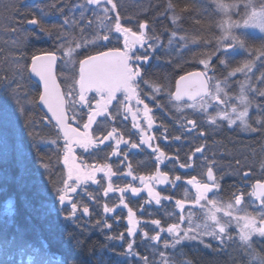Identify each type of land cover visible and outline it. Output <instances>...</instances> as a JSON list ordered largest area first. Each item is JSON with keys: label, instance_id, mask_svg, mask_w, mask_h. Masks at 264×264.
Returning a JSON list of instances; mask_svg holds the SVG:
<instances>
[{"label": "snow or ice", "instance_id": "1", "mask_svg": "<svg viewBox=\"0 0 264 264\" xmlns=\"http://www.w3.org/2000/svg\"><path fill=\"white\" fill-rule=\"evenodd\" d=\"M111 5V8L107 7ZM55 7V4L52 5ZM88 6H92L91 9ZM171 7V5H170ZM216 7L219 11L223 12L226 19L220 24V29L222 35L220 37L221 42L225 40H230V44L223 46V51L226 54L229 48L234 47L239 44L240 47H244V40L240 35L234 34L233 29L235 28H253L258 29L261 33H264V4L261 5L259 9L252 5L251 0L244 5L245 9L251 8L250 12H246L244 19L242 21H233L229 13L237 5H230L223 2V0H216ZM76 8L80 9V16L84 18L85 12L92 10H99V13L103 15H97V19L101 22L102 27L107 29L101 33H97L91 43L95 44L99 40L110 41L111 32L119 33L123 37L124 48L121 50L119 48L110 49L109 51H101L95 55H87L86 58L78 59L79 65V77L74 78V85L79 86L78 94L75 93V88L72 89L71 95V108L72 114L75 119L80 120L83 116V109H88L87 111V122L83 123V131H79L75 127H70L67 123L68 116L66 115V99L65 96L60 91V85L56 82L55 68L57 66L58 59L63 57L71 58L66 61L75 65L77 63V58L81 53L77 52V49L87 47L88 41L82 43H76L75 48L68 47L65 49L64 45H60V50L63 52V57H58L56 52H47L41 55H34L31 60L28 70L31 74L39 78V82L42 85L43 91L39 93V102L47 109L48 113L56 122L60 133L63 134L64 138V156L63 162L67 167V179L61 181L62 187L56 185L55 187V197L60 205L59 211L63 213V218L65 220H75L77 218V213L82 212L84 216L90 215V210L87 205H80L77 201L69 195V193H78L79 185L86 184L91 181L92 184L100 183L97 179V173L102 172L104 178L108 180L107 188L104 189V195L107 197L109 192L119 191L121 193L119 197V204L117 206H123L128 210V223L129 227L127 229L128 236L132 237L137 232V225L140 221L135 218L134 210L129 207L126 202L123 193L130 191L133 196H137L142 190L148 192L150 200H155L156 204H160L162 199L169 200V196H161L160 192L155 191L152 187L151 182H156L158 184H173L180 181L182 178L180 175H176L174 180H170L167 173L162 172L157 166V171L152 176H140L139 180L141 184L144 185V189L139 187H133L131 184H126L124 187H114L112 182V177L117 175L110 163L101 164L99 167L92 166V170L88 171L87 166H84L83 171L76 168L75 165L68 167V161L71 158L75 160L76 157L72 155L74 146H79L84 149V151H89L98 147V144H103L104 141L115 140V147L113 148V155H120L121 152L127 156V152L120 148L121 144L129 145L131 149H136L139 145H147L152 148L153 153L156 155V159L159 163H163L167 159L165 153L158 147H152L149 143L153 137L146 136L143 129H141L140 124L137 121V115L142 111L144 120L146 121L148 128L151 129L153 126V117L150 115L152 109L147 103L141 98V81H143L142 67L140 64L147 63L149 60L148 49L144 52L137 54V45L140 48H144L146 44H149L148 36L145 33L147 28L146 23L139 24V32L133 31L129 27H122L120 23L119 15L115 18V23L112 27L103 24L104 20L109 19L110 12H116L117 6L113 3V0H85L84 3H77ZM67 19L65 23H67ZM175 23V18L173 19ZM29 25H43V20L33 17L27 20ZM41 30H45L41 27ZM181 39H184L181 37ZM172 41H169L171 44ZM219 51V46L217 48ZM75 54V55H74ZM215 55V52L209 53L207 59H201L199 63L203 65V71H193L188 72L186 75H181L176 81L175 92H170L169 96L171 100L177 102V110L182 111L183 108H191L197 111L207 112L208 107H210L205 97L210 100H215L216 103H226L228 99L227 93L224 88L221 87L219 83L215 86V92L210 88V80L212 77L209 75L210 61L211 57ZM251 55V53H250ZM264 57V46L258 50L257 59ZM221 64H225V59L220 60ZM17 64L19 62L17 61ZM252 72V62H245L243 67L237 68L234 72L229 73L230 76H234L236 72ZM194 78V79H190ZM261 81L264 82V74L261 76ZM183 82V86H182ZM144 83H148L144 81ZM152 87V93L149 98L154 99L155 95H158L162 89L159 85H150ZM247 82L241 85L240 94L236 99V103L230 106V111L227 110H217L215 115L208 117L207 122L209 124H216L217 120L227 121L229 127L237 124L245 130L256 131L257 129L252 127L249 123V108L251 107L252 101L246 91ZM256 92L257 89H252ZM90 92H95L99 99L95 97H89L87 94ZM117 93H121L122 96H117ZM221 93H224V99L221 100ZM258 94L264 96V90H259ZM6 95H9L6 93ZM78 95V103H77ZM9 98L14 100L16 104L20 105L19 93L16 90H12ZM190 101L181 105V101ZM95 101V103H93ZM113 101H116V105H113ZM132 101L135 102L137 106L143 105L141 110L139 107L135 111L128 106ZM125 102H128L126 104ZM110 108H115L116 113L113 114ZM123 109L124 112L130 114L133 120V127L140 132L139 145L135 142H131L124 138L122 134H118L117 128L112 127L110 131H107L106 135L102 134L100 129L101 123L104 121L98 120L97 117H106L108 120H115L116 115L119 114L120 110ZM18 115L24 114V108L22 106L18 107ZM127 118V116H125ZM189 124H194V121L189 119ZM258 124L264 126V119L257 121ZM96 125V128H93ZM25 127L29 129V135H32V125L31 122H26ZM97 133H100L98 135ZM203 135V133H201ZM102 136V138H101ZM179 139V137H176ZM50 143L56 144L58 141L53 140ZM111 146V145H109ZM197 151H200L197 148ZM41 165L47 172L50 165L41 160ZM190 166V165H187ZM181 168L186 167L184 164H180ZM126 175L132 176L133 180L137 177L131 172V167L129 166V171ZM247 176V173H245ZM207 180L208 182H203L197 180L195 176L186 181L187 184L193 186L195 189V197L192 201L193 206H199L202 209L204 205H201V201L207 202V209L204 211V222L202 224H194L191 215L185 217L183 211L187 202V192L185 194V199H176L175 205L181 211L179 217L180 222L187 221V227L182 228L181 223H170L165 229L161 225L159 219H152L151 224L155 225L159 229L155 235L150 237L153 241L161 240V233L167 232L171 237V243L168 240L164 241V247H173L180 245L185 241H198L204 244V237H208L212 240L218 241L220 244H224L225 240H232V236L229 233L231 227H235L238 233V239L241 245H246L251 247V241L253 236L264 237V182L257 181L252 186V191L248 193L249 196L254 197L255 200L260 202V211L256 214L247 212L246 210L237 207L242 205L243 194L235 195V203H223L215 198H209L208 194L213 192L214 189L219 187L214 175L213 169L211 167L207 170ZM69 181H74V183H69ZM215 195V194H214ZM94 199V197H90ZM114 207H110L107 203L104 204L103 211L105 214H111L115 212ZM223 214V217L230 218L227 220H222L218 215ZM98 224H103L105 228L111 229L112 225L105 221H97ZM145 238H149L148 232H144ZM109 239H120L123 240L124 236L121 233L118 237H108ZM15 246V237H10L4 241L2 245L4 260L2 264H10L13 258V248ZM207 247L208 245L205 244ZM133 244L128 243L127 253L129 255L133 253ZM25 252L28 253V264H50L48 258V253L46 250L40 247L25 246L17 250V253L23 255ZM163 257L164 254L161 253ZM144 259V264H147V258ZM258 264H264V257H257ZM17 264H23V261H17ZM166 264V261H165Z\"/></svg>", "mask_w": 264, "mask_h": 264}, {"label": "trees", "instance_id": "2", "mask_svg": "<svg viewBox=\"0 0 264 264\" xmlns=\"http://www.w3.org/2000/svg\"><path fill=\"white\" fill-rule=\"evenodd\" d=\"M237 1L242 2L244 0ZM226 2L228 4H233L231 1ZM77 3H84V0H41L34 4H29L26 0H0V54L3 55L0 56V88L5 86L8 87L6 92L0 91V136H6L4 131L10 128V131L12 130V133L15 135L21 132V139H26V143L29 144V142H31V140L29 141L31 136H26L27 133L29 134V129L25 127L26 122H31V131L35 130L34 132L37 133V135H39L42 130H46L47 132L53 129L52 124H48V127L45 126V117L37 107L40 91L37 85L28 77V66L34 52L43 50L50 51L55 48L60 49V47H54L55 39L50 40L49 36L42 38L33 32L34 28L29 29L27 27V20L33 17L37 19L42 18L44 22L43 25H37V27H43L45 29L43 30L44 32L51 31L54 23L59 21L58 23L64 24V30L67 34H73L71 36L72 42L74 41L73 45L83 42L82 37L77 34V20L80 17V9L76 8ZM113 3L117 6L122 25L125 27H132L133 29L137 28L138 19L136 20V13L134 12L136 8L142 11V16L145 18L143 22L150 23V25L153 26H166L167 23H173L170 21H173L175 18V22L182 26L181 28L179 27V31L184 29L204 36L210 28L213 29L214 32H218L219 29L217 23L220 22V20L217 18V15L214 14L217 11V8H215L216 0H113ZM53 4H55V7L52 6ZM47 19L51 21L48 22L46 21ZM66 19L68 21L67 23H65ZM88 22L96 24V19ZM79 23L83 28L86 25L85 20ZM69 24L73 25L75 29H72V26ZM55 25L58 24L56 23ZM163 33L162 31H156L154 35L156 36V34ZM162 39L164 41L165 37L163 36ZM252 40H255V38H245V46L253 51H258L260 46L256 41L254 42ZM183 41L185 40L181 39V43ZM209 41L212 42V38H210ZM251 42L256 43V47H254ZM189 43L187 48H191V50H193L192 53L195 52L197 50L195 48V42L193 41L192 44L191 40H189ZM215 44L218 45L219 42L217 41ZM26 46H28V48ZM216 51L210 61L212 66L221 65L220 60L223 59L221 56L223 54L221 52L217 53ZM213 52L214 50H211V53ZM169 58L170 57L167 59ZM17 61L19 64H17ZM188 62L192 64V66L198 64V61H194L193 58H190ZM238 62H241V59L238 61L234 59H225V64H222L223 70L233 71L237 69L236 65ZM163 68L164 70H168L169 73L173 71L170 65ZM163 68H158L159 70L157 69L154 71L157 83L165 76L164 70H162ZM7 71L17 73V75L20 76L19 78L22 82L17 89L12 87L13 82L6 77ZM251 83L253 85L252 81ZM254 83L256 82L254 81ZM2 84H4V86H2ZM262 85H264L263 82L259 84L260 87L253 86L259 91L264 90V86ZM12 90H16L19 93V106L14 100L9 98ZM20 92L24 94L21 95ZM256 92L253 93V95H256ZM6 93L9 95H6ZM27 100L32 101V104H27ZM257 101L258 104H251L252 110L249 116L250 125H256L257 129L254 133L252 132L253 135L249 136L253 137L251 139L256 140L255 142H247L248 144L245 147H239L233 137L235 135L224 133L223 131L221 137L217 138L218 140L215 138H210L209 141L207 140V142L210 143L217 141V148L213 150L214 155H218L222 151L224 157H226V159L230 157L231 162H233H229L227 165L232 167L231 170H227V167H224L222 173L215 172L216 175H225L226 178L232 177V173L235 174L233 177L234 181H232V183L228 181L232 184L233 190L234 187H237L236 185L238 182H242V177L245 173L250 175L244 183H253L256 180H262L257 176V170L261 167L263 168L261 165L262 162H264V153H261L264 151V145H262L264 144L262 138L264 135V126L256 123L255 120L252 122V120L255 116L264 119V100L261 99ZM20 106L24 108V114L15 115V111L17 110L18 113V107ZM14 115L16 121L21 119L25 123H20V126L15 128L16 121L13 119ZM21 116L22 118H20ZM39 117H41V119H39ZM47 134L49 133L47 132ZM53 134L55 137L56 132ZM236 134L239 135L238 132ZM55 140H57L56 137ZM38 141L40 142V139L35 142L32 141L31 143L33 144ZM45 147L49 150L48 157L50 160L44 156V148L41 149V146L38 147L36 145L33 148H27L26 146L25 150L20 149V147L14 148L17 150L15 154H17L18 157L22 152L25 153L27 150L26 159L23 161H21V158L17 159V157L13 155V152L11 154V161H13L14 158L18 160H15V163H12L13 166L11 165L9 167L12 169L13 173L9 172L12 176L15 175V178L13 179L11 176V178H9V183H5L2 180L4 185L12 187V184L19 180L22 162H26V172L23 171L24 179L21 183L22 185L20 186L19 193H11L12 196L8 197L11 199L9 202L7 201L8 198L3 200V197L0 196V250L3 252L2 245L8 238L14 235L26 236L29 235V232H33L35 234L38 233L41 240L45 241L47 239L49 245L55 246L54 251L59 252L65 257L66 264H129L128 259L119 258L122 256L121 254H123L122 252L124 250L122 243L119 244L118 251L109 247L110 242L105 238V230L100 233L101 231L94 229L96 230L94 232H99L100 234H94L93 232L92 234L90 233L93 229L92 226L85 225L82 230L71 227L73 226L71 224L63 226L62 221L59 220L61 215L55 214L56 206L58 205L54 199L55 183L48 180L49 187L51 188L47 186L48 183L46 186H43V183L39 184V187L42 186L40 189L47 190L49 197L53 200V202H47L43 196L44 190L42 192L38 190L35 186L36 181H34V183L32 181L34 176H30L32 173L36 172L35 179L42 180V178H45V176H43L44 168L41 165L42 159L45 163L51 165L54 170H60L61 167L57 160L56 145L54 147V144H50ZM257 157L258 159H256ZM222 199L228 201V198L222 197ZM164 211L169 215V209H165ZM174 216H176V213ZM111 228L117 231L114 237L118 236L120 231L117 230L115 226ZM81 231L83 233H81ZM101 236L105 238L106 242H104ZM30 239L31 237L27 239L28 245L33 243ZM112 240L115 241L117 239ZM40 244L41 243H39V245ZM263 247L264 243H259L254 246V249H263ZM211 252L212 253H206L204 250L201 251V249L188 247L184 250H180L177 258H180V264H240V259L243 260V257L247 255V252L245 253V250L240 247L237 241L233 247L222 249L221 252ZM213 253H217V255ZM20 257L21 259L24 258L23 260H26V264H28L27 252L20 255ZM237 261L239 263H237Z\"/></svg>", "mask_w": 264, "mask_h": 264}, {"label": "bare ground", "instance_id": "3", "mask_svg": "<svg viewBox=\"0 0 264 264\" xmlns=\"http://www.w3.org/2000/svg\"><path fill=\"white\" fill-rule=\"evenodd\" d=\"M225 1H231V2H233V5H238V8H237L236 12L239 14V17H238V19L232 18L233 21H236V20L242 21V18H243V16H245V13L251 11V8L245 9V7H244V5L249 2V0H244L242 2L241 1H237V0H225ZM36 2L37 1L33 0V3H29V4H34ZM84 2H85V0H84ZM251 3H252V5L255 6V8L259 9L261 7V5L264 4V0H251ZM91 7L92 6H88L89 9H91ZM215 8H217V7L215 6ZM89 11H90V13H91V15L93 17L94 16L97 17V15L94 13V11H92V10H89ZM215 11H216V9H215ZM134 12L136 13V17H137L136 20L138 19L137 20V26H136L137 28L134 29V31H140L139 24L140 23H146L147 24V28L144 31L147 34L148 40H149V44H146V45H150V47L153 48V49H156L159 45H161L160 52L156 50V52H154V55L151 57V61L154 63V65L156 67L155 69L163 68V67L169 66V65L173 68L172 69L173 71L170 72V73L168 72V70H164V68H163L162 70H164L165 76L161 80H159L160 82H158V83L154 82L153 83V85H159L162 89H170L171 87H174L175 84H176V81L179 79V77L181 75H186L188 72H193V71L196 70L197 64H194L192 66V64H190L188 62V60H190V58L191 59L193 58L194 61H198V63H199V61L201 59L208 58V54L211 53V50H214V52H215L217 50L218 46H219V49H220V37L222 35L221 29H218V32H214V30L210 28L207 31L206 35L201 36V35H198V33H192V32H189L188 30H184V29H181L179 31V27L181 28L182 26L179 25L177 22L173 23V24H175L173 28H171L170 25H166V26H163V27L162 26H158V25H155V26L150 25V23L143 22V20L145 18L142 16V11L139 8L134 9ZM115 13H118V11H116ZM214 14L217 15V18L219 20L224 19L223 15H221V13L218 11V9H217V11ZM46 21L49 22L51 20L47 19ZM83 21H84V19L81 18V16H80L78 18V20H77V27H78V31L80 33H84L83 36H85V34L87 35V38L88 37L92 38L97 33L103 34V32L105 31V30H103L105 28H103L102 25L97 26L96 24H93L91 22L86 21V25L88 23V26H90L92 28V30H90V28H89V30L91 32H94L92 34L90 31L84 29L80 25L79 22H83ZM58 22H55L53 27H52V30L48 31V32L42 31L41 27L38 28L37 25H29L27 23V27L29 29L34 28L33 32L36 33L38 36H41L42 38L49 36L50 40L55 39L56 41L54 42V44H55L54 47H60V45H64V47L66 49L68 47L74 46L73 42L71 40V36L73 34H67L65 32L64 28L62 27L64 24L62 25V24H60ZM56 23L58 25H55ZM220 24H221V22L217 23L218 28H220ZM177 28H178V31H177ZM233 30H236L237 34L240 35V36H241V33L239 31H244V33L242 34L243 40L245 38H250V39L255 38V40H252V41H254V42L256 41L258 43V45L260 46V48L262 46H264V33H261V34L258 35L259 32H255V31H258V29L241 27V28H235ZM156 31L164 32L166 34V40L163 41V39H162V36H165L164 33H163V35L156 34V36H155L154 32H156ZM252 32H254L256 34H253ZM158 35H161V38H159ZM171 35H174L175 37L173 39L172 38L170 39L169 37ZM180 37H183L186 42L183 41L181 43ZM210 38H212V42L209 41ZM156 40H159V41H162V42H156ZM170 40L172 41L171 44H169ZM189 40H191L192 44H193V41L195 42V48L197 50L195 52H193V53H192L193 50H191V48H187L188 44H190ZM217 41L219 42L218 45L215 44ZM254 42H251V43H252V45L254 47H256L255 45H257V44L254 43ZM237 45L239 46V44H237ZM26 47L28 48V46H26ZM88 47L92 51V54H94V55L97 54V53L93 52V49L99 47L98 43H95V44L89 43ZM239 49H240V52H227L226 54L224 53V51L223 52L219 51V52H221L223 54V55H221L223 57V59L224 58L225 59H229V60L234 59V60H237V61L239 59H241V62L237 63V65H239V66L240 65L243 66L245 62L251 61V59L253 57H257V55H258V52L253 51L252 49H248L246 46L239 47ZM47 52H56L58 57H63V52L60 49H56V48L52 49L50 51H47V50H43V51H40V52L36 51V52H34V54L32 56L41 55V54H44V53H47ZM78 53H81V55L78 57V59L86 58V56H87V55H85V53L83 51H80ZM250 53H251V55H250ZM0 56H3V55L0 54ZM168 57H170V58L167 59ZM67 60H69V59H67L66 57H63L62 60H61V63H64L65 65H71L70 69L72 70V72L67 73V70H66V72H65L66 76L63 75V74H60L59 73L60 68L57 69L59 67V63L58 62H57V66L55 68L56 74L57 75H58V73L60 74V75L56 76V82H57L58 85H60V91H61V93L64 96L66 95V93H68V90H67L66 86L68 84H72L74 82V78L78 79V77H79V71H78L79 68L76 67L77 64H75V66L73 64H71V63H67L66 64ZM165 60H166V62H165ZM252 63H253L252 64L253 70H252V72H250L251 81H255L256 82L255 84H253L254 86L260 87L259 84L262 83L261 76H262V74H264V57H260L259 59L256 58L255 62L253 60ZM256 63H257V65H256ZM255 65H256V67L254 68ZM29 66H30V63H29ZM28 74L30 75L29 72H28ZM6 77L13 82L12 87H14L16 89L19 86V84L22 82V80L20 81V78H19L20 76L17 75V73H13V72L7 71ZM0 80H1V75H0ZM0 85H1V82H0ZM2 86H4V84H2ZM262 86H264V85H262ZM7 88H8L7 86H5L3 88H0V91L6 92ZM149 88L152 90L151 86H149ZM174 88H172V89H174ZM38 89H39L40 92L42 91L40 87ZM20 94L23 95L24 93L20 92ZM159 96L160 97H164V96L167 97L168 93H164V94L159 93ZM251 97L253 98V102L252 103H254V104H258L257 100H261V99L264 100V96H260L258 94V92H256V97H255V95L251 96ZM65 99H67V96H65ZM181 102H183V101H181ZM26 103L31 105L32 101L27 100ZM174 103L177 104V102H175V101H174ZM185 103H189V102L185 101ZM255 111H256V109H255ZM250 112H249V116H250ZM66 115H67V113H66ZM67 116H68L67 123L69 124V126L70 127H75L73 125V123L70 122L69 115H67ZM258 117L259 116H255V118L252 120V122H254V120H255V122L257 123V121L260 119ZM226 125H228V124H226ZM235 126H237V124H235ZM207 127L211 128L212 130L210 131L211 133H209L208 135H206L205 132L204 133L202 132L203 133L202 139H204L205 142L207 140L209 141L210 137L211 138H215L216 140H218L217 138L221 137V135L223 134L222 130L220 128H217L218 126H216L215 124L207 125ZM252 127L256 128V125L253 124ZM193 128L196 129L197 127L195 128V126H193ZM226 128H228L229 131L231 132L229 134H234L235 135L233 137L235 138V141L237 142V145L239 147H245L248 144L247 142L252 143V142L256 141L254 139H251L253 137L242 136L240 131L237 130V129L230 128L229 126H226ZM53 129H55L56 133L58 132L57 131L58 128H53ZM244 131L246 133L254 132V131H251V130H244ZM4 132H5L6 136H4V135L0 136V140H1L0 141V196L3 197V200L8 198L9 196H12L11 193H14V192L19 193L20 186L22 185L21 183H22V181L24 179V172L23 171L26 172V162H22L21 163V165H22L21 169L22 170H20L21 175H20L19 180L15 181V183L12 184V187L4 185L3 181L5 183H9V178H11V176H12L10 172L13 173V171H12L11 168H9L11 165L13 166L12 163H15V160L20 159V158H21V161H23V160L26 159L25 156H27V150H26V152H25L26 154L22 152L21 155L18 157L17 154H15V151H17V150L14 149V148H19L20 147V149H23V150H25L26 146H27V148H33L35 145H34V143L32 144L31 142L32 141L35 142L36 140L39 139V135L33 136L31 138V142H29V144H28V143H26L25 140L14 139V134L12 133V130L10 131V128L6 129ZM237 132L239 133V135L236 134ZM59 134H62V133H59ZM26 136H30V135H28V133H27ZM190 136H191V134H190ZM262 138L264 140V135H263ZM61 140L62 139H59L58 142H60ZM263 140H262V142H263ZM186 141H188V144H184L185 143L184 140H182L181 143H179V145L181 146V152H180V157H179V163L180 164H182L190 155H193L192 152H193L194 146H195L194 139L192 137H189L188 140H186ZM64 143H65L64 140L61 141V143H59V147L63 146ZM215 144H216V146H215ZM211 145H213L212 147H214V149L217 148V141L215 143L212 142ZM262 145H264V144H262ZM54 147H55V144H54ZM55 148H57V146ZM12 152H13V155L17 157V159L14 158L13 161H11ZM198 152L202 153L201 149ZM261 153H264V151H262ZM256 159H258V157ZM229 162L233 163V162H231L230 157H228L226 159V157H224V155H221V154L215 155V157H214V165H215L214 169H215V171L217 173H222L224 167H227V170H229V169L231 170L232 167L231 166H227ZM261 166H263V168L261 167V168H259L257 170V176L264 180V162H262ZM206 169L208 170V167L205 168V166H204L203 172L207 175V170ZM213 175H214V177L216 176L217 178H219V179H217L215 177V179H216V181H217V183L219 185V187L217 189H219V191L222 190V195L225 193L223 195L224 198H230L231 195H232V192H233V186H232L231 183H232V181H234L233 177H234L235 174L232 173V177H229V178L227 177L226 179L220 178L221 174L216 175V173H213ZM14 176L15 175L12 176L13 179L15 178ZM30 176H32V177L34 176V179H32V181H33V183H34V181H36V185H35L36 188H38V190H40L41 192L44 190L43 191V196L45 197L46 201L47 202H53V200L49 197L48 191L45 190V189H40V188H42V186L39 187V184L43 183V186H46V184L48 183V180H49L50 182L55 183V185H60L62 187L63 185H62L61 181L67 179V172H66V170H64L62 168H60L59 171L54 170V168L51 167V165H50V167L47 170V172L44 170L43 176H45V178H42V180L35 179L36 178V172L32 173V175H30ZM205 179H206L207 182H209L207 180V177ZM228 181L231 182V183H229ZM256 181L262 182L261 180H256ZM209 183H211V182H209ZM47 186L49 187V183H48ZM49 188H51V187H49ZM162 188L163 187H161V190H162ZM165 189L166 188H164L160 192L161 196L162 197L163 196H169V197H171V199H169V200H165L164 199L166 203H162V201H161L160 204H156L155 200H153L154 202H153L152 206L153 207H157L156 205H158V208L156 209V211L151 209V208H148L146 206V204H144L143 202H139V204L147 212V215L152 216V217L155 216V215H160V213L158 211L161 210V206L164 207V210L165 209L171 210V209L175 208V206L173 205L174 201L176 200L175 198H177V199L178 198L179 199H185L186 192H187V196H189V194H192V193H190L191 192L190 189H188V190H179V192L176 191L177 193L176 192L173 193V191L170 190L169 187L166 190ZM80 193L85 194L84 189L78 188V193H69V195L70 196H75V195H78ZM176 194H180L181 196H177ZM111 196H112V194H111ZM111 196L110 197H108V196L106 197L105 195H103L102 197L98 196V198H101V199L103 198L101 203L104 204V203H107L106 199L113 200L111 198ZM10 200L11 199H9V198L7 199L8 202ZM55 201L57 202V200H55ZM110 204H111V207H114L116 210H119V212L121 213V216H126L125 214H127V212H128V210L126 208L123 209L122 206H117L115 203L114 204L110 203ZM110 204H108V205H110ZM85 205H87L89 207L90 212L95 211V213L101 214V210L102 209L100 210L99 208H101L102 206H98L97 202L95 204L93 202H91V203L85 202ZM94 206H97L98 208H95ZM141 206H138V203H133V201H131L129 203V207H134V209H136L137 207H141ZM59 209H60V205L58 204L56 206L55 214L61 215V217L59 216L60 217L59 220L62 221L63 226H68L67 224H71V225H73L71 227L79 228V225H80L79 222L84 220V218L82 217V215H83L82 212H78L77 213V218H76L77 220H74V221L73 220H65L63 218L64 214L61 213L59 211ZM116 210H115V212L109 214V216L113 217L116 214H118L119 212L116 211ZM124 211H125V214L123 213ZM103 213H104V211H103ZM126 219L128 220V216L126 217ZM146 220H150V218H144V221H146ZM94 231H96V230L92 229V232L96 234V232H94ZM81 233H83V232L81 231ZM28 234L29 235H26V236H23V235L22 236H20V235H14L13 236V237H15V246L13 248V258H12L10 264H17V261H23V264H26V260H23L24 258L21 259L20 254L17 253L18 249L23 248L25 246L40 247V248L46 250V252L48 253V258L50 260V264H66L65 257L62 254H60L59 252L54 251L55 250V248H54L55 246L53 247L52 245H49L47 239L45 241L41 240V237L38 236L39 235L38 233L35 234L33 232L32 233L29 232ZM31 234H33V235H31ZM230 235L233 237L232 239L234 240V235L231 234V233H230ZM30 237H31L30 241L33 242V243L28 245L27 239H29ZM39 243H41V244L39 245ZM53 243H55V242H53ZM227 243L231 244L230 242H227ZM262 243H264V242H262ZM209 246H210L208 248L209 250L207 248L206 249L204 248V252H206V253H210L211 252V249L213 248V246L212 245H209ZM242 249L245 250L243 247H242ZM257 257H264V247H263V249H254V252H251V253H248L247 255H245L243 257L244 258L243 260L240 259V261L243 262V263L240 262V264H244V263L245 264H258L257 263L258 260L256 259ZM3 260H4L3 252H2V250H0V264H2ZM237 263H239V262L237 261ZM34 264H35V262H34Z\"/></svg>", "mask_w": 264, "mask_h": 264}, {"label": "rangeland", "instance_id": "4", "mask_svg": "<svg viewBox=\"0 0 264 264\" xmlns=\"http://www.w3.org/2000/svg\"><path fill=\"white\" fill-rule=\"evenodd\" d=\"M26 2L27 3H33V0H26ZM223 2L228 4L224 0H223ZM230 5H233V4H230ZM107 7L111 8V5H107ZM237 8H238V5H237V7L233 8L231 10V12L229 13V16H231V18L238 19L239 14L236 12ZM219 12L221 13V15H223V18H224V19L220 20V22H222L223 20L226 19V17H225L223 12H221V11H219ZM94 13L96 15H98V14L101 15V16L103 15L102 13H99V10L94 11ZM89 14L91 15L90 11H86L85 12V16L83 18L85 20V22L88 21L87 20L88 18H90V19L92 18L91 17L92 15L90 16ZM117 15H119V14L115 13V12H110L109 13V19L104 20L103 24H106L109 27H111L112 25H114L115 18H116ZM94 17L96 19V25L97 26L102 25L101 22H97V17L96 16H94ZM243 19H244V16H243L242 20ZM170 22H173V21H170ZM120 23H121V20H120ZM173 23H170V24L167 23V25H170V27L173 28L174 25H175ZM71 26H72V29H75V27L73 25H71ZM62 27L65 29L64 25ZM89 28H90V30H92V28L90 26H88V23H87V25H85L84 29L90 31ZM103 30L106 31L107 29H103ZM232 31H233V33L235 32L237 34L236 30H232ZM239 32L241 33V37H243L242 34L244 33V31H239ZM255 32H259L258 35L261 34V32L259 30L255 31ZM91 33L93 34L94 32H91ZM252 33L256 34L254 32H252ZM77 34H79L82 37V41L83 42L88 41L89 43H91L90 41H92L93 38H94V37L86 38L87 37L86 34H85V36H83L84 33H79L78 31H77ZM161 35H163V34H161ZM161 35H158V37L161 38ZM164 37H165V39H164V41H165L166 40V34H165ZM174 37H175L174 35H171L169 38L173 39ZM100 41L101 40L97 41L96 43H99ZM156 42H162V41L156 40ZM89 43H87V44H89ZM230 43H231L230 40H225V41H222V42L220 40V49H219V51L223 52V46L226 45V44H230ZM75 45H76V43H75ZM239 47H240V45L238 46L236 44L231 49L229 48L228 52H240ZM160 48H161V45H159L156 49H153V48L150 49V51H151L152 54H154V52H156V50L160 52ZM82 49L83 48L77 49V52H80ZM219 51H217V53ZM256 52H258V51H256ZM66 58L69 59L68 57H66ZM211 58H213V57H211ZM256 58L257 57H253L251 59V62H253V60L255 62ZM210 65H211V67H210V70H209V75L212 77V79L210 80L209 83H210L211 90L214 93L215 92V86H216L217 83H219L221 85V87L224 88V90L227 93L228 97H231V99H228L226 103H219L218 104V103H216L215 100H210L208 97H205L204 99L207 100L209 105H210V107H208V109H207V112H204L202 110L201 111H197V110H194V109H191V108H183L182 111H178L177 110V104L174 103L173 101L169 100L170 109L172 111L171 112L172 113V119H173L172 125H169V131H168V135L170 137V144L173 145V148L169 149V152L171 153L170 155H174V152H175L176 157H178V159L175 158V164L176 165H175V170H174L175 171L174 172L175 173L174 177L176 175H180V170H179V168H180L179 157L180 156L178 155L179 154L178 152L181 151V146L179 145V143H181V141L184 140L185 141L184 144H188V142H186V139H181V137H179L177 135H174V134L177 133L178 131H180V134L182 133V135H183L186 132L185 129H187V131H188V129L191 128V126H189V123H188L189 119L193 120L194 121L193 126H195V128L197 127L193 132H190V134H191L190 137H192L194 139V142H195V146H194V150H193L192 154H194V151L197 150V148L201 149V151H202V153L199 155L200 157L198 158L199 160L197 162V166H199L200 164H202V162H204L203 165L205 166V168H207V167L209 168V166H210L213 169V173H215L216 172L215 169H214V166H215L214 165V157H215V155L213 153V150H215L216 148L214 149V147H212L213 146V145H211L212 142L211 143L207 142V141L205 142L204 139H202V138L200 139V135L199 134H201L202 132L203 133L205 132L206 135L211 133L210 131L212 129L207 127V125H210L207 122L208 117L211 116V115H215L217 110L230 111V106L236 103V99L235 98H237L239 96L241 85L245 84V82H247L246 91H247V94L249 96V99L251 101L253 100V98L251 96H254L253 93H255V92L252 91V89H255V87H257V86L254 87L252 85L250 72H247V70L245 69L244 72H236V74L234 76H230L229 73L234 72L236 69L233 70V71H225V70H223L222 64L221 65H213L212 66V63L210 62ZM256 65H257V63H256ZM256 65L254 66V68L256 67ZM236 66H237V68L243 67L242 65H240V66L236 65ZM62 67L65 68V69H68V71L71 70L70 69L71 65H65L64 63H62ZM196 70L203 71L204 70L203 69V65L198 63ZM252 70H253V68H252ZM252 82H253V84H255L254 81H252ZM164 97L166 99L160 98V96H159V103H161L164 100H168L166 96H164ZM255 97H256V95H255ZM223 99H224V93H221V100H223ZM249 109H250L249 110V112H250L251 109H252V106ZM15 115H17V110L15 111ZM15 115H14V118H13L14 120H15ZM20 118H22V116ZM39 119H41V117H39ZM20 123L24 124L25 122H23V120L19 119L18 121H16L15 128L19 127ZM44 123H45V126H47V127H48V124H52L50 121L48 122L46 118L44 119ZM226 124H227V121L217 120L215 125L218 126L217 128H220L224 133H231L229 131V129L226 128V126H228ZM165 126H167V125H164V127ZM230 128L239 130L242 136H250V135H252V132L246 133L244 131L245 129H243L242 127L239 126V122L238 121H237V126L233 125ZM52 130H53V133H55V129H52ZM52 130L51 131L50 130L47 131L49 134H47L46 130H42L40 132V134H39L40 142L38 141V142L34 143L38 147L41 146V149L44 148L43 149L44 150V156H46L47 159H49V157H48L49 150L45 146L53 144V143H50V141L55 140V137L58 138V136H56L57 134L54 137V134L52 133ZM164 130H165V128H164ZM34 131L35 130L32 131L33 136H37V133H35ZM21 134H22L21 132H19L16 135L14 134V139H18V138L21 139V137H22ZM33 136H31V138ZM176 137H179V139H176ZM31 138H29V140H31ZM24 140H26V139H24ZM213 143H215V142H213ZM43 145H45V146H43ZM263 148H264V146H263ZM219 154L224 155V153H222V151ZM200 159H201L202 162L200 161ZM188 160L189 161H187L186 165H192L190 163H194V155H190L188 157ZM195 162H196V160H195ZM205 175L206 174L202 171L201 178H200L201 180H199V181L207 182L206 179H205ZM249 175L250 174H247V176L244 175L242 177V182H240V183L238 182L237 183V185H236L237 187H234L233 192L236 195L243 194L242 205L241 206H237V207H240V208L246 210L249 213L256 214V213H258L261 210L260 209V202L255 200L254 197H251V196L248 195V193H250L252 191V186L255 183H244L249 178ZM181 178L182 179L180 181L175 182V186H173V184H170L171 185V186H169V188L171 187L170 190H173L172 188L176 187L180 182H183L184 180L190 179V177H187V174H185ZM220 178L226 179V176L225 175H220ZM217 179H219V178H217ZM170 180H174V179L171 178ZM187 186H188V188L191 191L190 193H192V194H189V196H187V202H186V205H185V209L183 211V215L185 217H188L189 215H191L194 224H202L204 222V219H205L204 211L208 207L207 202L206 201H201L200 202L201 205H204L203 209L201 207H199V206H193L192 201L194 200V197H195V189L191 185L190 186L187 185ZM187 186H185V188H187ZM141 189H144V188H141ZM245 191H246V193H245ZM143 192H145V190L141 191V193H143ZM233 192H232L233 196L231 195V197L228 198V201L222 199V197H223L222 190L219 191V189H214L213 192L208 194V197L210 199L211 198H215V199H217V200H219V201H221L223 203L231 202V203L234 204L235 203V201H234L235 195L233 194ZM54 199L56 200V197ZM102 200H103V198L102 199L98 198V196L97 197L95 196L92 201L86 200L87 202H89V203L93 202L94 204L97 202L98 206H102L101 208H99L100 210L102 209L101 210V214H97V213H95V211H92V212H90L89 217L88 216H83V218L86 217L83 220L84 222L82 223L80 221L79 222L80 223L79 228H76V229L82 230V228H84L83 226L86 225V226H90V227L92 226L93 229H97L98 231H101L100 233L104 232L103 230H105L106 231L105 238H106V240L108 242H110V244H109L110 246L109 247H111L114 250L118 251L119 244L122 243V245L124 247V250L122 252L123 254L120 253L122 256L119 257V258L120 259L121 258L128 259L129 260L128 262L130 264H144V259L143 258H145V257L147 258V264H165V261H166V264H180L181 263V261H179L180 258H177L178 252H180V250H184L185 248L191 247V248L201 249V251H202V250H204V248L208 249L210 247L209 245H212L213 248L211 249V251H213V252H221L222 249H226L227 247L235 246L236 241L240 245L241 248L243 247L245 249V253L247 252V254H248V253L254 252V246L255 245L264 242V237L253 236L250 248L248 246H246V245H241L240 242H239V239H238V233H237L235 227L233 226V227H231L229 229V233L234 235L235 242L232 239V240H225L224 244H220L218 241L212 240V239H210L208 237H204V241H205L204 244H201L198 241H185V242H183L180 245H176L175 248H173V247L165 248L164 247V241L168 240L169 243H171V237L165 231V232L161 233V240L160 241L157 242V241L151 240L150 237L152 235H155L156 232H159V229L156 228L155 225L151 224L150 221L152 219H159L161 221L162 227H164L165 229L167 228V226L170 223H174V222L175 223H181V227L182 228L187 227V221L180 222V220H179V217L181 215V211L176 207L175 201H174V204H173L175 206L174 211L172 212V209L169 210L168 211L169 215H167V213L164 211V207L162 206L161 207V211H159L160 215H155L154 217H152V219L146 220V221H144L145 217H143L141 215H137L136 212H135V211H138V209H140V207H137L136 209H133L134 212H135V218L140 221V224L137 225L136 234L134 236L130 237L127 234V229L129 227V223H128V220L126 219V217L128 216V212H127V214H125V211H124L123 213L126 216H121V213L119 212V210H116L119 213L116 214L113 217H110L109 214L103 213V208H104V204L105 203L102 204L101 203ZM107 200H109V202L107 201V204L112 203V201H110V199H107ZM161 201H162V203H166L164 199H162ZM94 207L98 208L97 206H94ZM175 213H176V216H174ZM218 215L221 217L222 220L230 219V218L223 217L222 213H219ZM148 218H150V217H148ZM88 219L90 220V223H87ZM105 220H106L107 223L111 224L112 226H115V228L120 231L118 236L121 233H123V236H124L123 240L117 239V240L114 241V240L108 238L109 236L114 237V234L117 233V231L113 230V228H111V229L105 228L102 224H98L97 223V221H105ZM57 227H59V226H57ZM146 231L148 232L149 238H145V236H144V232H146ZM90 233H92V231ZM96 233L100 234L99 232H96ZM118 236H116V237H118ZM101 237L104 239V242H106L105 238L103 236H101ZM227 242H230L231 244H229ZM128 243H132L133 244V250L132 251H133L134 254H132V255H129L127 253V245H128ZM205 244H207L208 246L206 247ZM150 250H152V251H150ZM161 253L164 254L163 257L161 256ZM210 253H212V252H210ZM213 254L217 255V253H213Z\"/></svg>", "mask_w": 264, "mask_h": 264}, {"label": "flooded vegetation", "instance_id": "5", "mask_svg": "<svg viewBox=\"0 0 264 264\" xmlns=\"http://www.w3.org/2000/svg\"><path fill=\"white\" fill-rule=\"evenodd\" d=\"M134 31V29H132ZM139 32V31H136ZM115 48H119V49H123L124 48V44H123V37L119 34V33H115L114 31L111 32V39L110 41H101L99 43V47L93 49L94 53H99L101 51H109L110 49H115ZM145 49H148V55H149V60L147 63H143L140 64V62H136L139 66L142 67V76H143V81H141V98L144 100L145 103H147L149 105V107L152 109V112L150 113V115H152L153 117V126L151 129L148 128V125L146 123V121L144 120L142 111L140 113H138L137 115V121L140 124L141 129L144 130L145 135L146 136H152L153 139L149 142L152 147H158L160 148L161 151H163L167 157V159L164 160L163 163H159L156 159V155L153 153L152 148L148 147L147 145H139V141H140V132L133 127V120H132V116L126 112L123 111V109L120 110L119 114L116 115V119L115 120H108L106 119V117H97L98 120L104 121L103 123H101L100 125V129L102 130V134L106 135L107 131H110L111 128L114 126L117 128V132L118 134H122L124 136L125 139L129 140L130 143L131 142H135L139 145L138 148L136 149H131L129 147V145H124L121 144L120 148L123 149L125 152H127V156L124 155L123 152H121L120 155H113V148L115 147V140H110V141H104L103 144H98L97 148L94 149H90L89 151H84V149L80 148L79 146H74V150L72 155L76 157L75 160H72L71 158L68 161V167H71L73 165H75L76 168L81 169V171L85 170L84 166H87V170L91 171L92 170V166H96L99 167L101 164L104 163H110L113 171H115L117 173V175L113 176L112 182L114 187H124L126 184H131L133 187H139V188H144V185L141 184L139 177L140 176H152L156 173L157 171V166L159 165V169L164 172L167 173L169 176V179H174V175H175V158L178 159V157H176L175 152L174 155H170L171 153L169 152V149L173 148V145L170 144V137L168 135V131H169V125H172V111L170 109V102L169 100H171V98L169 97V93L170 92H174V89H162V91L160 93H168L167 99L168 100H164L161 103H159V94L155 95L154 99H150L149 97L151 95H153L152 90L149 88L150 85H153V83H157V79L155 77V72L157 69H155V65L154 63L151 61V57L154 55L151 53L149 45H145L144 48H140L139 45H137L136 51L137 54L144 52ZM94 55V54H92ZM75 66V65H74ZM77 68H79V65H76ZM60 74H63L66 76V71L67 73L72 72V70L65 69L62 67V63L59 62V67L58 69ZM58 73V75H60ZM144 81H147L148 83H144ZM73 87L75 88V93L78 94L79 92V86L78 85H74V82L72 84H68L66 86L68 93H66L65 96H67L66 99V104H67V109H68V115H69V120L71 123H73V125L79 130V131H83V123L87 122V111L88 109H83V116L80 120L75 119V117L72 114V108H71V95H72V89ZM89 97H95V99H99L100 97L97 96V94L95 92H90L87 94ZM117 96H122L121 93H117ZM163 99H166L165 97H160ZM161 101V100H160ZM173 101V100H171ZM174 102V101H173ZM77 103H78V95H77ZM93 103H95V101H93ZM116 101H113V105H116ZM126 104H128V102H125ZM181 105L187 104L185 102H180ZM176 105V104H175ZM129 107H131L133 109V111H135L137 109V107H139L141 110L143 109V105H139L137 106L135 104L134 101H132L130 104H128ZM186 108V107H185ZM111 112L113 114L116 113V109L115 108H110ZM125 116H127V118H125ZM164 125H167L164 127ZM189 126H191L190 129H185V133L182 135V133L180 134V131H178L177 133H175L174 135H177L179 137H181V139H186L188 140V138L190 137V132H193L195 129L193 128V124H189ZM93 128H96V125H93ZM165 128V130H164ZM180 130V129H179ZM98 135H100V133H97ZM200 135V139L203 137V135ZM102 138V136H101ZM175 138V137H174ZM63 141V140H62ZM165 141V142H164ZM188 142V141H186ZM111 145V146H109ZM61 151L63 153L62 155V166L64 168V170H66L67 172V167L65 166L64 162H63V156H64V152H65V148H64V144L63 146H61ZM181 152V151H180ZM180 152H178L179 156H180ZM201 153L198 152L197 150L194 151V163H190L192 165H190L189 167L186 165L188 158L182 163L184 165H186V167L184 168H179L180 170V176L183 177L185 174H187V177H190V179L195 176L197 178V180H201V174L202 171L204 169V162H202V164H200L199 166H197V162H198V158L200 157ZM202 156V155H201ZM196 160V162H195ZM129 166L131 167V172L133 173V175H135L137 177L136 180L132 179V176L130 175H126V173L129 171ZM206 176V175H205ZM97 179L98 181H100V183L97 184H92L91 181H88L86 184H81L79 185V188L84 189L85 194L80 193L78 195L72 196L78 204L80 205H85V202L88 201H92L93 199H91L90 197H97L100 196L102 197L104 195V189L107 188L108 185V180L106 178H104L103 173L102 172H98L97 173ZM187 180H184L183 182H178L179 184L172 188L173 193H175L176 191L179 192V190H188V186L189 184L186 183ZM70 184L74 183V181H69ZM152 183V187L155 191L161 192L164 188H168L169 186H171L170 184H158L156 182H151ZM185 186H187V188H185ZM190 186V185H189ZM161 187L162 190H161ZM171 189V187L169 188ZM176 192V193H177ZM112 194V196H111ZM121 193L119 191H114V192H109L108 197L111 196V198L113 200L112 203L118 205L119 202V197H120ZM123 195L125 196L126 202L129 204L131 201H133V203H138V206H141L139 204V202H143L144 204H146V206L148 208H151L153 210L156 211V209L158 208V205H156L157 207H153V200H151V202L149 203L148 201L150 200L148 192L145 190V192L143 193H139L137 196H133L132 193L130 191L123 193ZM177 196H181L180 194H176ZM107 200V199H106ZM109 202V200H107ZM118 201V202H117ZM111 206V204H110ZM122 208L124 209V207L122 206ZM132 209H134V207H131ZM126 210V209H125ZM137 215H141L145 218L150 217V219H152V216L147 215V212L145 211V209L141 206L140 209H138V211H135ZM84 215H82L83 217ZM89 217V216H88ZM154 217V216H153ZM86 218V217H84ZM77 220V219H75Z\"/></svg>", "mask_w": 264, "mask_h": 264}, {"label": "water", "instance_id": "6", "mask_svg": "<svg viewBox=\"0 0 264 264\" xmlns=\"http://www.w3.org/2000/svg\"><path fill=\"white\" fill-rule=\"evenodd\" d=\"M55 71V70H54ZM29 73H30V71H29ZM30 78L33 80V81H35L37 84H38V86L41 88V90L43 91V88H42V85L40 84V82H39V78L38 77H36V76H34L33 74H31L30 73ZM190 79H194V78H190ZM182 86H183V82H182ZM175 89H176V84H175ZM41 91V92H42ZM38 105H39V107H40V109L44 112V114L54 123V124H56V122H55V120H53L52 119V117H51V114L50 113H48V111H47V109L43 106V104H41L39 101H38ZM58 127V126H57ZM264 182V181H263Z\"/></svg>", "mask_w": 264, "mask_h": 264}]
</instances>
